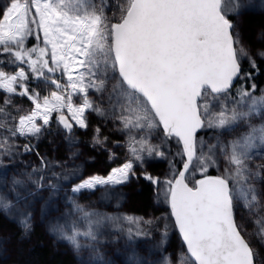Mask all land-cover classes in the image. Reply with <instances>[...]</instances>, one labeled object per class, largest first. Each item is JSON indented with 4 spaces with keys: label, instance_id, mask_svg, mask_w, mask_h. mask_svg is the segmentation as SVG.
I'll use <instances>...</instances> for the list:
<instances>
[{
    "label": "snow or ice",
    "instance_id": "snow-or-ice-1",
    "mask_svg": "<svg viewBox=\"0 0 264 264\" xmlns=\"http://www.w3.org/2000/svg\"><path fill=\"white\" fill-rule=\"evenodd\" d=\"M106 7L104 0L99 7L94 0H7L0 8V56H8L6 63L17 66L11 73L0 70V129L8 133L0 136V151L11 154L9 136L38 137L49 126L53 112L68 133L74 127L68 116L84 129L88 127L87 112L101 117L110 113L120 121L121 130L129 133L131 159L106 178L92 176L82 181L72 189L78 193L97 185L125 183L135 175L133 162H143L142 153L163 158L160 146L148 138L153 130L162 128V143L175 139L182 163L178 174L173 166L174 179L164 182L171 215L187 249L179 264H255L253 249L235 222L234 207L242 203L251 209L258 203L252 181L260 173L247 161L257 142L264 145V126L252 127L228 145L218 140L207 151L204 141L197 138L201 129L230 128L264 109V95H252L255 85L252 91L240 89L239 99L228 103L233 80L251 77V73L242 74L241 58L247 57L252 69L257 65L234 32L222 0H124L115 22L105 14ZM240 7L237 2L233 11ZM31 36L37 44L27 47ZM260 55L264 57V52ZM46 73H60L67 83ZM30 79L50 82L54 90L41 96L29 88ZM90 91L101 100L107 92V112L90 98ZM15 96L26 97L32 107L10 126L4 118L10 115L7 109ZM76 96L80 97L78 104L74 103ZM240 105H246L247 111L240 110ZM136 131L143 133L139 139L133 135ZM99 132L97 128L96 144L102 143ZM217 148L228 166L219 176L206 175L217 163ZM24 151H32V147L25 144ZM197 171L203 178L190 186L191 175ZM144 178L159 183L146 173ZM13 207L0 197V211L11 215ZM83 214L85 218L90 215ZM124 219L129 224L140 223ZM19 223L27 236L29 214L22 212ZM91 225L90 221L86 231L73 227L71 234L58 224L50 231L78 251L79 236L97 239ZM259 234L264 236V227ZM145 235L139 227L127 231L129 242Z\"/></svg>",
    "mask_w": 264,
    "mask_h": 264
},
{
    "label": "rangeland",
    "instance_id": "rangeland-1",
    "mask_svg": "<svg viewBox=\"0 0 264 264\" xmlns=\"http://www.w3.org/2000/svg\"><path fill=\"white\" fill-rule=\"evenodd\" d=\"M123 2L124 0H104L109 5L105 8V14L111 22L118 19L119 6ZM237 2L241 7L238 11H233ZM5 3L7 0H0V8ZM94 3L99 7L101 0H94ZM222 8L227 13V18L232 21L234 32L239 35L246 51L255 62L263 63V69L252 70L250 78L244 75L238 77V81L228 92V103L231 105L232 101L239 99L240 89L252 91L253 85V96L264 95V57L260 55L264 52V25H254L253 29L247 25L250 18L264 16V0H222ZM36 44L35 36L26 41L27 47ZM8 58L6 55L0 56V70L11 73L17 66L6 63ZM242 64H245L247 70L252 69L247 57L241 58ZM46 75L53 76L62 84L67 83L60 73ZM112 83L108 85L109 92ZM28 86L30 89L35 88L41 96H47L54 90V86L44 80L30 79ZM89 96L108 111L107 92L104 93L103 100L92 91ZM2 98L3 93H0V102ZM79 102L80 97H74V103ZM31 107V102L26 97L15 96L13 105L7 109L10 115L4 119L12 126ZM239 107L240 110L247 111L246 105ZM63 111L67 113L66 108ZM86 116L88 127L84 129L75 126V121L68 116L74 125L71 133L58 124L57 113L53 112L49 126L38 137H8L12 144L11 154L0 151V197L11 202L14 207L11 215L0 211V219L3 221L0 226V264L6 257L8 264H55L56 255L67 259L68 264H179L181 253H186V248L171 215L169 194L164 183L168 179H174L173 166L177 174L182 169L181 158L176 155L178 145L175 139L162 143L163 129L153 130L148 137L149 142L160 146L165 154L163 158L155 155L148 157L146 153H142L143 162H133L135 175H130L125 183L97 185L94 189L74 193L73 187L82 181L92 176L106 178L113 169L121 167L131 159L128 151L129 133L121 130L118 119L112 118L110 113L101 117L94 112H87ZM262 126L264 109H259L230 128L201 129L197 138L204 141V150L207 151L209 144H216L219 140L220 143L228 145L247 134L252 127ZM97 128L100 129L101 144L94 143ZM142 134L140 131L133 133L137 139ZM7 135L6 130L0 129V136ZM25 144H29L32 151H24ZM250 156L251 159L247 161L249 167L253 171L259 170L260 173L252 181L258 203L251 209L245 208L242 203L235 205L234 218L238 230L253 249L255 264H264V236L259 234L260 228L264 227V145L257 142ZM216 158L217 163L209 167L206 175L219 176L228 166L218 148ZM145 173L156 178L159 183L153 184L145 179ZM202 178L198 171L192 173L190 186L195 180ZM144 185L151 189L147 199L138 194ZM77 206L83 211H79ZM22 212L29 214L31 221V231L27 236L19 223ZM84 212L90 215L85 218ZM125 217L139 220L140 223L129 224ZM97 220L100 223H95ZM90 221L97 239L92 241L79 236L81 248L78 251L66 240L58 238V234L50 231V227L57 224L68 234H71L73 227L86 231ZM147 221L151 223H146ZM137 227L147 235L129 242L128 229L135 230ZM37 234L42 236L37 248L40 250L46 245L49 246L46 263H43L45 257L38 250L34 251ZM15 252H19L25 259L15 257Z\"/></svg>",
    "mask_w": 264,
    "mask_h": 264
},
{
    "label": "trees",
    "instance_id": "trees-1",
    "mask_svg": "<svg viewBox=\"0 0 264 264\" xmlns=\"http://www.w3.org/2000/svg\"><path fill=\"white\" fill-rule=\"evenodd\" d=\"M248 24V26L249 27H251L252 29H253V26L254 25H257V26H259L260 24H263L264 25V16H260V17H252V18H250L249 20H248V22H247ZM251 24V25H250ZM263 31H264V29H263ZM256 65H257V69H248L247 70V68H246V66H245V64H242L241 65V70H242V73L243 72H246V73H253L252 72V70H262L263 69V63H262V61H258V62H256ZM237 81H238V79H237ZM198 133L199 132H197V135H198ZM150 192H151V189H150V186H148V185H144V186H142V189H140V191H139V195H141L142 196V198H144V199H147V198H149L150 197ZM21 202V201H20ZM21 205L23 206V203H21ZM20 206V205H19ZM2 220L0 219V226H1V224H2ZM40 238H42V236H41V234H37V238H36V242H35V246H34V251H36V250H38V252H40L41 253V255L42 256H44L45 257V260H43V263H46L47 262V256H48V253H49V251H47V250H49V246L47 247V245H46V247H43L42 249H40L39 250V248H37V244H38V242H40L41 241V239ZM23 253V252H22ZM15 257H17V258H21V259H23L24 258V256L23 255H21L19 252H15ZM25 259V258H24ZM56 260H55V264H68V262H67V259H62V257L60 256V255H56V258H55ZM4 261V262H3ZM3 261H1L2 263L1 264H6V262H7V264H8V257H6L5 259L3 258ZM6 261V262H5Z\"/></svg>",
    "mask_w": 264,
    "mask_h": 264
},
{
    "label": "water",
    "instance_id": "water-1",
    "mask_svg": "<svg viewBox=\"0 0 264 264\" xmlns=\"http://www.w3.org/2000/svg\"><path fill=\"white\" fill-rule=\"evenodd\" d=\"M237 79H238V77H237L236 79L233 80L232 87L236 84ZM232 87H231V88H232ZM231 88H230V89H231ZM230 89H229V90H230ZM173 219H174V218H173ZM174 221H175V220H174ZM178 232H179V231H178ZM179 234H180V233H179ZM180 237H181V236H180ZM181 239H182V238H181ZM182 242H183V240H182ZM184 246H185V245H184ZM185 248H186V246H185ZM186 251H187V249H186Z\"/></svg>",
    "mask_w": 264,
    "mask_h": 264
}]
</instances>
